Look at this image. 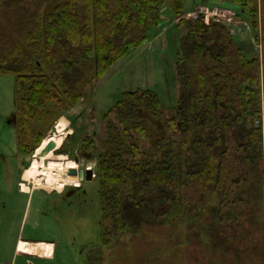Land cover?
<instances>
[{
  "label": "rangeland",
  "instance_id": "1",
  "mask_svg": "<svg viewBox=\"0 0 264 264\" xmlns=\"http://www.w3.org/2000/svg\"><path fill=\"white\" fill-rule=\"evenodd\" d=\"M54 1L3 0L0 26L19 38L23 20L31 19L43 2L47 8ZM174 9L173 5L162 9V27L154 30L140 49L119 60L100 81L93 79V70L81 74L79 78L84 77L77 83L78 88L83 89L87 81L91 83L86 97L75 108L64 113L59 106L47 105V115L40 122H33L34 129L44 139L30 159L22 160L17 149L20 120L17 109L27 86L22 81L18 89L15 76L0 74V261L11 255L25 217L21 231L25 238L55 241L65 252L66 264H89V260L95 264H207L211 247L222 244L231 264L252 253L264 262V233L260 224V221L264 224V153L259 163H250L248 169L241 166L246 175L241 179L246 183L239 184L234 200L244 201L245 205L238 203L222 214L221 194L211 190L202 204L189 211L172 201L161 200L153 190H141L136 196L144 211L142 225H135V219L127 216L126 229L120 234L113 232L114 219L103 203L99 183L104 164L137 162L148 168L171 148L180 155L184 171L193 160L181 148L185 140L192 141L193 133H180L169 126L179 100L177 57L179 41L184 35V28L178 26L181 19L204 17L226 26L249 60L261 59L264 97V0L254 2L258 32L240 6L223 0H188L179 19ZM138 89H149L159 96L167 107L163 115L156 117L140 110L144 134L131 125L109 131L104 116L123 93ZM262 109L260 127L264 138V98ZM63 116L69 121L58 134H65L70 119L75 133L55 153L78 161V170L92 168L96 176L81 187L66 186L62 192L47 193L38 185L24 183L21 177L27 169L26 163L30 167L34 159L42 156L54 138L48 136ZM88 139L94 146L91 147ZM23 186L27 187L26 192H22ZM46 249L45 245L26 242L19 245L24 253Z\"/></svg>",
  "mask_w": 264,
  "mask_h": 264
},
{
  "label": "trees",
  "instance_id": "2",
  "mask_svg": "<svg viewBox=\"0 0 264 264\" xmlns=\"http://www.w3.org/2000/svg\"><path fill=\"white\" fill-rule=\"evenodd\" d=\"M223 1L240 6L258 32L255 0ZM187 3L188 0H55L47 8L43 2L31 19L23 20L19 38L0 26V74L15 76L18 89L22 81L27 86L17 109L19 157L30 159L41 145L44 137L34 129L33 122L47 115L48 104L59 106L64 113L75 108L86 97L91 83L87 81L83 89L78 88L77 83L84 77L79 78L81 74L93 70V79L100 81L119 60L140 49L150 34L162 27V9L173 5L179 19ZM178 26L184 28L177 57L180 89L169 126L180 133H193L192 141L185 140L181 145L193 160L184 171L180 155L171 148L148 168L137 162L104 164L99 183L103 203L114 219L115 234L126 229L127 216L135 219V225H142L144 211L136 196L141 190H153L161 200L189 211L202 204L211 190L221 194L222 214L238 203L245 205L244 201L234 200L239 184L246 183L241 179L246 176L242 169L263 159L261 59L249 60L234 34L218 21L204 17L181 19ZM166 108L155 92L138 89L123 93L103 120L109 131L131 125L144 134L140 110L157 117ZM68 121L63 116L56 124L57 133L48 137L63 132ZM89 143L94 146L92 141ZM29 165L26 163L27 168ZM255 219L259 223L260 218ZM260 224L264 233V224ZM210 250L205 263L231 264L223 244ZM236 264L264 262L252 253Z\"/></svg>",
  "mask_w": 264,
  "mask_h": 264
},
{
  "label": "bare ground",
  "instance_id": "3",
  "mask_svg": "<svg viewBox=\"0 0 264 264\" xmlns=\"http://www.w3.org/2000/svg\"><path fill=\"white\" fill-rule=\"evenodd\" d=\"M65 131V134H58L52 138L42 156L34 159L31 166L23 172L24 183L38 185L39 189L47 193H53L55 190L62 192L66 186L80 187L82 185L80 181L68 175L69 170L78 168V164L67 155L55 153L63 147L66 139L75 133V129L71 126V119ZM61 186H63L62 189ZM26 190L27 187L23 186L22 192Z\"/></svg>",
  "mask_w": 264,
  "mask_h": 264
},
{
  "label": "crops",
  "instance_id": "4",
  "mask_svg": "<svg viewBox=\"0 0 264 264\" xmlns=\"http://www.w3.org/2000/svg\"><path fill=\"white\" fill-rule=\"evenodd\" d=\"M24 220L25 217L23 218V222L19 228L14 246L11 249V255L7 257L6 260H1L0 264H38L41 262H48L50 264H55L58 262L57 264H66L68 259L65 256V252H63L62 249H59V244H57L55 241L25 238V236L21 233ZM21 242H26L32 244L33 246L45 245L47 249L44 252L24 253L19 250V245ZM88 263L95 264L91 260H89Z\"/></svg>",
  "mask_w": 264,
  "mask_h": 264
},
{
  "label": "water",
  "instance_id": "5",
  "mask_svg": "<svg viewBox=\"0 0 264 264\" xmlns=\"http://www.w3.org/2000/svg\"><path fill=\"white\" fill-rule=\"evenodd\" d=\"M57 133V128L54 127L51 131V134ZM78 162V161H76ZM70 177H73L75 180H78L80 182L84 181H93L94 180V170L92 168H87V169H71L69 171Z\"/></svg>",
  "mask_w": 264,
  "mask_h": 264
},
{
  "label": "clouds",
  "instance_id": "6",
  "mask_svg": "<svg viewBox=\"0 0 264 264\" xmlns=\"http://www.w3.org/2000/svg\"><path fill=\"white\" fill-rule=\"evenodd\" d=\"M62 187H63V186H61V189H62ZM58 190H60V189H58Z\"/></svg>",
  "mask_w": 264,
  "mask_h": 264
}]
</instances>
